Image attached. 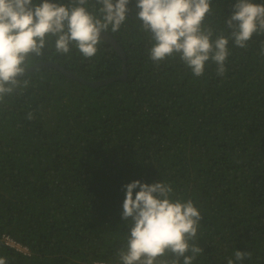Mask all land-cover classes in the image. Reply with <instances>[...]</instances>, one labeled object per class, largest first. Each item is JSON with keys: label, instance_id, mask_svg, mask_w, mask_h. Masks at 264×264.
I'll return each mask as SVG.
<instances>
[{"label": "trees", "instance_id": "1", "mask_svg": "<svg viewBox=\"0 0 264 264\" xmlns=\"http://www.w3.org/2000/svg\"><path fill=\"white\" fill-rule=\"evenodd\" d=\"M235 2L211 0L204 23L215 34L230 31ZM134 5L120 30L108 32L124 62L103 39L91 58L49 48L27 61L54 62L86 81L124 66V78L91 86L40 65L26 73L22 95L0 103V234L30 250L24 256L0 242V258L121 264L123 186L139 180L170 184L173 199H191L201 213L203 253L193 264H264V35L254 33L247 48L229 41L224 76L209 60L196 77L178 55L158 65L149 58L153 42ZM236 250L251 257L235 262Z\"/></svg>", "mask_w": 264, "mask_h": 264}, {"label": "clouds", "instance_id": "2", "mask_svg": "<svg viewBox=\"0 0 264 264\" xmlns=\"http://www.w3.org/2000/svg\"><path fill=\"white\" fill-rule=\"evenodd\" d=\"M129 4L130 0H40L39 4L0 0V103L28 88L30 56L41 57L49 48L54 54L67 55L75 48L86 59L94 57L103 36L119 31L125 23L133 10ZM210 4L211 0H135V18L153 42L149 58L158 65L178 55L196 77L211 60L217 75L224 76L229 41L247 48L254 33L264 35V3L236 0L225 19L227 35L215 34L204 23L206 14H212ZM27 118L33 119V114ZM123 187L121 219L127 222L128 233L118 252L121 264H193L203 253L197 244L202 216L193 201L173 199V188L166 182L133 180ZM250 257L246 251L234 253L235 262ZM0 264H6L4 258ZM227 264L234 260L228 259Z\"/></svg>", "mask_w": 264, "mask_h": 264}, {"label": "water", "instance_id": "3", "mask_svg": "<svg viewBox=\"0 0 264 264\" xmlns=\"http://www.w3.org/2000/svg\"><path fill=\"white\" fill-rule=\"evenodd\" d=\"M102 39L107 41L108 43H110L112 45V47L118 52V54L121 56V58L124 62V58H125L124 51H123L122 47L116 42L114 37H112V35H110L109 33H106ZM40 65L53 66V67L59 69L64 75L69 76L73 79H77V80H79L83 83L89 84L91 86H98V85L106 84V83L113 81V80H116V79H122L126 75V73H125L126 71H125V68L123 66L122 72L119 75L110 76V77L103 78V79L96 80V81H86L84 79H81V78L75 76L74 74L70 73L69 71L65 70L63 67H61L60 65H58L54 62H38V63L34 64L33 66L28 67V70H26V73L31 71L36 66H40Z\"/></svg>", "mask_w": 264, "mask_h": 264}, {"label": "built area", "instance_id": "4", "mask_svg": "<svg viewBox=\"0 0 264 264\" xmlns=\"http://www.w3.org/2000/svg\"><path fill=\"white\" fill-rule=\"evenodd\" d=\"M0 242L4 246L15 251L16 253H19V254L24 255V256L30 255V250H29L27 245H25V244L19 242L18 240L12 238L7 233H1L0 234ZM86 264H116V263L97 260V261H92V262L86 263Z\"/></svg>", "mask_w": 264, "mask_h": 264}]
</instances>
